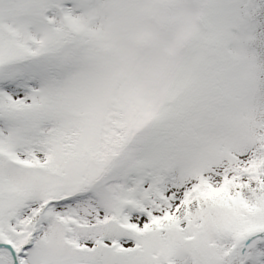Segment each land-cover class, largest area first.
Instances as JSON below:
<instances>
[{
    "label": "snow or ice",
    "instance_id": "snow-or-ice-1",
    "mask_svg": "<svg viewBox=\"0 0 264 264\" xmlns=\"http://www.w3.org/2000/svg\"><path fill=\"white\" fill-rule=\"evenodd\" d=\"M0 264H264V0H0Z\"/></svg>",
    "mask_w": 264,
    "mask_h": 264
}]
</instances>
